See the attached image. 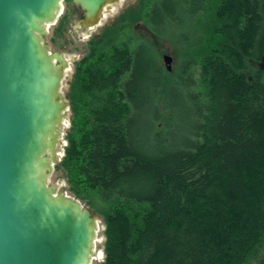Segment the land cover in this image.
I'll list each match as a JSON object with an SVG mask.
<instances>
[{
	"label": "trees",
	"instance_id": "16d2710c",
	"mask_svg": "<svg viewBox=\"0 0 264 264\" xmlns=\"http://www.w3.org/2000/svg\"><path fill=\"white\" fill-rule=\"evenodd\" d=\"M176 1L149 0L147 17L158 35L180 32L174 72L116 27L91 39L75 63L54 171L73 196L101 204L96 264H264V77L246 72L262 1ZM160 79L189 111L182 131L160 113ZM145 107L142 139L134 116Z\"/></svg>",
	"mask_w": 264,
	"mask_h": 264
},
{
	"label": "water",
	"instance_id": "95a60500",
	"mask_svg": "<svg viewBox=\"0 0 264 264\" xmlns=\"http://www.w3.org/2000/svg\"><path fill=\"white\" fill-rule=\"evenodd\" d=\"M63 0H0V264H91L96 217L48 184L66 116L67 62L43 36ZM115 0H72L79 24ZM171 56L163 55L167 71Z\"/></svg>",
	"mask_w": 264,
	"mask_h": 264
},
{
	"label": "rangeland",
	"instance_id": "374dc122",
	"mask_svg": "<svg viewBox=\"0 0 264 264\" xmlns=\"http://www.w3.org/2000/svg\"><path fill=\"white\" fill-rule=\"evenodd\" d=\"M130 1H133L134 3V0ZM261 1L263 6V19L260 25V32L256 41L255 52L257 59H250V67L247 68L246 72L248 73V75H252L254 71H259L264 77V51H262V48H264V0ZM115 2L121 4L123 3V0H115ZM148 4H150L149 0ZM61 5L62 6L58 17L52 24L49 25L46 34L43 36V40L45 44L49 47V51L60 52L67 62V65L63 70V77L61 78L59 92L62 97L66 100L68 106L66 109V116L63 118L61 123V132L58 139L57 151L55 152L54 164L61 160L63 156L64 146L66 145V140L64 137L69 126V117L71 114L68 100V92L70 81L74 72L75 63L80 60L85 54H87V39L89 38V36L91 34H94V32H96L100 27H102V25H106L110 19L114 18V12L116 9V6L112 3V5L108 9H106L103 14H101L99 22L87 27L85 31H82V29L80 28L81 26L79 24V21L82 18V14L78 6L73 4L72 0L62 1ZM135 6L136 5H134V8ZM60 24L61 27L59 30H57ZM128 34L129 36H127L126 38L124 37L123 40L127 41L128 37L130 38L131 36L134 40L137 39L138 41L145 42L154 50L158 62L165 70L166 68L163 62V55H170L172 58L170 73L177 70L176 68L178 67V64L183 58L184 51L183 43L180 39V32L177 29L170 27L166 35H158L151 30L149 24L147 23V20H145L144 17L136 16L134 17L133 24H131L128 29ZM174 75L175 73L171 75V78L173 77V79H176ZM161 80L162 79H160L161 85H158L157 91L159 92L160 90V92H162L163 94L155 98L159 101V103H157L159 105V108H161L160 113L163 117L168 118L167 121L169 122V125H172L173 129H175L174 127H179L182 131V129H186L188 126L187 115L189 114V111L185 110L182 105H176L173 102L174 96L172 95L169 89V85L164 84L165 80ZM154 96L155 95H153V97ZM150 112V109L146 107L141 108L140 110L135 112L134 121L135 124H139L137 132L139 133V136L142 139H144L146 136L149 137L148 134H145L144 132L147 126L146 124L148 122ZM162 127V121L157 122V128L162 129ZM147 141L149 142V140ZM48 184L55 185L57 193L63 192L65 196H69L76 199L81 204V206L87 207L91 211V213L96 217L97 229L95 228V242L93 241V254L91 256V264L101 262L104 256V223L100 213L101 204L98 203L93 206H89L85 202L73 196L67 190L68 186L66 184L65 179L60 175L59 172L54 171V165L51 173L48 176Z\"/></svg>",
	"mask_w": 264,
	"mask_h": 264
},
{
	"label": "flooded vegetation",
	"instance_id": "af4514ba",
	"mask_svg": "<svg viewBox=\"0 0 264 264\" xmlns=\"http://www.w3.org/2000/svg\"><path fill=\"white\" fill-rule=\"evenodd\" d=\"M190 0H177L175 3L178 4L180 3L181 5H186L188 4ZM113 4L116 6L115 8V15L114 18L110 19L109 22L105 25H102V27H100L96 32H94V34H91L89 36V38L87 39V43L89 44V42L91 41V39H97L99 38L100 34L102 33V30L107 26H113L119 29V35L122 37V40L124 39V37L126 38L127 36H129L128 34V29L130 27L131 24H133L134 21V17H138V16H142L145 18V20H147L148 18V12H149V4H148V0H134L130 1V0H123V3L118 4V2H113ZM112 4H109L106 8L108 9ZM134 5L135 8H134ZM179 5V4H178ZM106 8L103 9V12L106 11ZM181 9V8H180ZM82 17L84 15V12L82 10H80ZM102 12V14H103ZM148 23V22H147ZM82 31H85L86 28H82ZM126 41V40H123ZM86 54L83 56L85 57ZM82 57V58H83Z\"/></svg>",
	"mask_w": 264,
	"mask_h": 264
},
{
	"label": "bare ground",
	"instance_id": "6f19581e",
	"mask_svg": "<svg viewBox=\"0 0 264 264\" xmlns=\"http://www.w3.org/2000/svg\"><path fill=\"white\" fill-rule=\"evenodd\" d=\"M112 4V3H111ZM62 6V5H61ZM107 9V8H106ZM60 13V12H59ZM223 53V52H222ZM226 55V54H225ZM223 57H224V55H223ZM62 142V141H61ZM97 225V224H96ZM97 229V228H96ZM95 238V237H94ZM94 242H95V240H94Z\"/></svg>",
	"mask_w": 264,
	"mask_h": 264
}]
</instances>
